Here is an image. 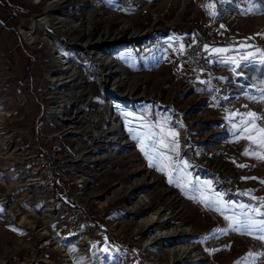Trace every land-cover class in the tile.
I'll return each mask as SVG.
<instances>
[{"label":"rangeland","instance_id":"rangeland-1","mask_svg":"<svg viewBox=\"0 0 264 264\" xmlns=\"http://www.w3.org/2000/svg\"><path fill=\"white\" fill-rule=\"evenodd\" d=\"M41 3L0 0V264H264V0ZM205 26L217 60L199 72L184 55ZM36 145L71 182L33 181ZM157 211V231L190 234L150 246ZM181 241L203 259L174 262Z\"/></svg>","mask_w":264,"mask_h":264},{"label":"built area","instance_id":"built-area-1","mask_svg":"<svg viewBox=\"0 0 264 264\" xmlns=\"http://www.w3.org/2000/svg\"><path fill=\"white\" fill-rule=\"evenodd\" d=\"M34 4L40 5L42 0H33ZM44 2V1H43ZM88 2L91 4V6H97L98 0H88ZM42 4V3H41ZM94 6V7H95ZM59 20V18H58ZM58 22V21H57ZM57 26V25H56ZM25 25H20V33H22V29L25 28ZM201 36L197 37L196 40L191 44L189 51L184 55V59L186 63L189 64L190 68L203 72V71H212L215 65V61L217 60L216 55L206 50L205 44L211 39L214 38V28L211 26H205L200 30ZM49 34V33H48ZM25 39V37H24ZM27 45H34L36 47L37 43L42 44L40 41L28 43L27 39H25ZM64 50L62 48L61 54H59V58H55V56L52 58L55 67L57 68V71L60 73L64 68H68L71 70L72 64L69 62L67 54L63 53ZM104 56V54H103ZM62 61V63H61ZM63 61L67 64H64ZM96 64L93 65V67L96 69ZM59 86V84H58ZM15 97L19 101V103L27 104L29 103V93L26 90V87L24 85H19L15 90ZM51 98H54L53 96H50ZM53 112H56V120L58 123H63L68 121L67 117V111H65L64 107L65 103L60 100V102H56L53 100ZM93 133L96 135L97 131L96 128H94ZM76 135L79 134V130H77V126H70L69 128H62L60 131L53 133L50 135L51 139H61L63 137H66L67 135ZM97 137V136H96ZM36 161V168H34L33 171V181L39 182L43 180L45 184H62L64 182H71L70 177H66V173H68L70 170L66 166L65 168L62 166V169L60 168V160L62 159L61 152L56 148H47L42 149L39 145H36L35 147V153L33 155ZM87 178L83 174H79L77 176V181L79 183H83L84 180ZM142 196V195H141ZM188 235V234H187ZM185 236V235H184ZM183 236V237H184ZM182 237V238H183ZM173 244V243H172ZM181 244V243H180ZM170 254V253H169ZM171 255V254H170ZM172 256V255H171ZM198 258L194 259L197 260ZM185 261V260H183ZM188 261V260H187ZM190 261V260H189ZM198 261H191L193 263H197ZM175 262V261H174ZM182 262V261H180ZM177 263V262H176Z\"/></svg>","mask_w":264,"mask_h":264},{"label":"bare ground","instance_id":"bare-ground-1","mask_svg":"<svg viewBox=\"0 0 264 264\" xmlns=\"http://www.w3.org/2000/svg\"><path fill=\"white\" fill-rule=\"evenodd\" d=\"M64 21V19H60V22ZM132 29V25L127 24L125 26H123L119 32L117 33L118 38H124V37H129L134 38L135 36V32L131 30ZM25 35L27 39H30V41H36V37L35 35L30 31V30H25ZM46 39V38H43ZM49 43L50 41L48 39H46ZM51 40V39H50ZM46 41V42H47ZM52 48L55 54L58 55V53L60 54V50L58 51V47L55 44L54 41H52ZM64 64H67L63 61ZM63 71H68L65 74H69L71 71L68 68H64ZM64 75V74H63ZM166 221V219L163 218L162 216V211H157L155 213H152V215L142 218L139 220V223L141 224V226H143L144 228L148 229V232H152L153 235L150 239H148V244L150 246H153V244L159 242V241H167L168 240H174V239H178L180 235H186L190 234L191 230H189L188 228H183V227H179L177 229H171V230H167L165 232L160 233L159 231H157V226L160 224H163ZM172 243V242H171ZM182 244V241L180 242ZM174 245H176L175 247H173L170 251V254L172 255V258L175 262H180L186 259H193V261L195 262V258L198 257V254L196 252V247H193L191 245H181L178 243H173ZM178 244V245H177ZM200 260L203 258H199Z\"/></svg>","mask_w":264,"mask_h":264},{"label":"water","instance_id":"water-1","mask_svg":"<svg viewBox=\"0 0 264 264\" xmlns=\"http://www.w3.org/2000/svg\"><path fill=\"white\" fill-rule=\"evenodd\" d=\"M42 24L45 25V27H46V29H47L48 31H50V32L53 31L52 25L50 24V19H48V18L44 19ZM51 29H52V30H51Z\"/></svg>","mask_w":264,"mask_h":264},{"label":"snow or ice","instance_id":"snow-or-ice-1","mask_svg":"<svg viewBox=\"0 0 264 264\" xmlns=\"http://www.w3.org/2000/svg\"><path fill=\"white\" fill-rule=\"evenodd\" d=\"M261 158H264V157H261ZM261 183H264V181H261ZM262 230H264V229H262Z\"/></svg>","mask_w":264,"mask_h":264}]
</instances>
